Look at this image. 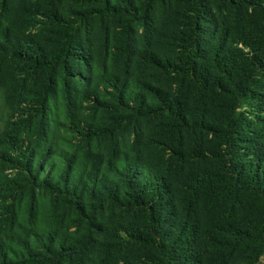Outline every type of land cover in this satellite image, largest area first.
Here are the masks:
<instances>
[{"label": "trees", "instance_id": "16d2710c", "mask_svg": "<svg viewBox=\"0 0 264 264\" xmlns=\"http://www.w3.org/2000/svg\"><path fill=\"white\" fill-rule=\"evenodd\" d=\"M263 251L264 0H0V264Z\"/></svg>", "mask_w": 264, "mask_h": 264}, {"label": "rangeland", "instance_id": "374dc122", "mask_svg": "<svg viewBox=\"0 0 264 264\" xmlns=\"http://www.w3.org/2000/svg\"><path fill=\"white\" fill-rule=\"evenodd\" d=\"M239 264H244V261H240ZM251 264H264V251L261 255L258 256V258Z\"/></svg>", "mask_w": 264, "mask_h": 264}]
</instances>
